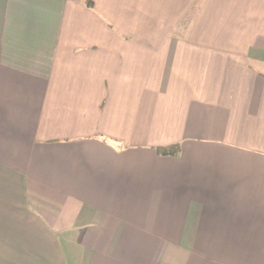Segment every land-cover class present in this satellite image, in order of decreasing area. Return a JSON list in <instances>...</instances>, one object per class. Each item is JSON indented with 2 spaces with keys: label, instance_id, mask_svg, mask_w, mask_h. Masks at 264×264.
<instances>
[{
  "label": "crops",
  "instance_id": "crops-1",
  "mask_svg": "<svg viewBox=\"0 0 264 264\" xmlns=\"http://www.w3.org/2000/svg\"><path fill=\"white\" fill-rule=\"evenodd\" d=\"M0 264H264V0H0Z\"/></svg>",
  "mask_w": 264,
  "mask_h": 264
},
{
  "label": "trees",
  "instance_id": "trees-1",
  "mask_svg": "<svg viewBox=\"0 0 264 264\" xmlns=\"http://www.w3.org/2000/svg\"><path fill=\"white\" fill-rule=\"evenodd\" d=\"M159 152L163 155H175L178 152V146L175 145L170 147L159 148Z\"/></svg>",
  "mask_w": 264,
  "mask_h": 264
}]
</instances>
